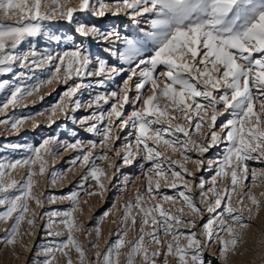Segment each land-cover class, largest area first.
I'll use <instances>...</instances> for the list:
<instances>
[{"label": "snow or ice", "instance_id": "obj_1", "mask_svg": "<svg viewBox=\"0 0 264 264\" xmlns=\"http://www.w3.org/2000/svg\"><path fill=\"white\" fill-rule=\"evenodd\" d=\"M68 5L69 0H51V4L46 0H0V18L11 21L0 22V75L11 73L16 62L21 68L29 64L37 68L45 64L54 65L47 80L31 86L0 80V92L6 88L10 90L6 102L0 105V112L9 106L14 108L25 97L39 91L42 85L54 81L67 84L75 77L102 76L110 80L122 72L128 75L119 92L97 94L88 104L90 108L93 105L99 107L101 101L108 104L110 96L114 102L107 113L93 112L81 121L88 125L85 129L87 132L102 137L99 143L103 155L94 156L92 149L97 147L95 141H89L85 148L79 140L66 143L60 142L57 137H49L39 147L28 146L30 155L26 158L0 163V193L3 194L0 196V206L5 209L0 211V221L13 220L10 229L6 230V242L9 245L17 243L22 222L26 221L29 229L35 226V220L25 215L30 212L29 199L38 206L43 205L32 193L37 184L33 178L44 174L46 157L55 155L51 145L58 144L65 150L80 151L81 155L76 156L72 163L85 165L88 175L101 189L104 186L100 177L107 176V173L96 165V161H110L108 167L116 168L109 152L115 151V156L121 158L125 165L141 156L145 162L151 163V168L143 173L147 180L144 186L147 195L137 189L134 200L129 198L122 205L120 220L124 230L117 233L118 238L103 254L96 253L97 257L102 256V264H121V255L125 257L124 264H134L137 257L142 258L144 264H159L158 257H163V264H168V257L173 258L174 264H205L202 253L213 240L219 241L220 255L226 260V253L234 250L240 240L237 228L242 230L248 227L243 223L241 213L246 210L249 218H254L261 203L252 193H244L239 197V208L233 207L230 201L237 189L245 186L249 175L254 184L257 182L258 175L255 170L249 171L247 162L264 161V0H116L115 4L100 0L98 7L91 5L90 0H79L78 8ZM89 9L100 16L106 11L116 14L122 9L131 10L129 14L137 26L139 21L136 17L152 14L148 28L139 29L140 38L122 37L116 31L104 33L94 25L78 24L76 27L77 33L86 38L91 36L105 42H122L123 48H109L106 51L117 58L121 65H127V68L110 66L106 60L97 58L95 69L90 70L93 59L79 45L74 50L46 54L39 59H36L38 54L35 49L16 52L26 38L42 34V21L56 17L71 21L77 10ZM149 43L151 54L144 57L142 50ZM161 66L164 70L157 72ZM24 75L21 72L17 77ZM137 77L138 82L134 85L130 83ZM98 83L103 85L104 80ZM81 87L80 83L67 87L61 101L52 107L47 116L50 122H54L52 118L58 114L67 116L69 110L80 108V102L74 97ZM133 87L135 97L130 96ZM145 91L150 94L145 95ZM129 103L133 105V110L124 118V107ZM228 112L231 118L221 124L217 131L218 117ZM30 119L32 117L0 120V124L10 125L18 131L24 121ZM177 120L183 123H173ZM89 121L95 123L89 124ZM101 123L104 124L102 131L97 127ZM129 126L132 131L128 137L134 136V140L129 141L125 137L122 151L115 149L116 142L120 140L116 129L124 131ZM176 133H182L185 139L181 141ZM194 134L202 138L203 142L193 139ZM221 143H226V146L222 156L215 162L211 186L205 189L204 180L198 185L204 210L216 214L217 209H221L220 213L211 216L202 225V241L192 229L197 226L195 217L202 218L203 210L186 194L193 188L189 187L191 182L185 180V176L191 177L193 173L185 165L190 162L199 170L203 161L193 160L187 153L195 151L202 155ZM10 147L15 149L21 146ZM161 147L164 151L170 149L173 153L179 152L184 163L165 156ZM33 165H38L37 171H33ZM21 168H27L21 181L11 179V173ZM209 168H212L211 164ZM260 175H264V172ZM53 177L52 183L60 178L55 173ZM87 178L85 176L83 180ZM225 179L227 183L221 190L218 184ZM178 180L183 181L186 191H180L177 197L161 193L162 183L176 188ZM123 183L127 185V177ZM10 190L15 192L10 194ZM95 194L87 193L89 196ZM79 196L80 193L74 191L62 198L72 202L71 209L48 214L49 228L57 222L53 218L62 217L59 223L66 230L67 238L43 250L47 257L43 264H55L57 252L67 258V264H73L69 256L72 250L77 253L76 264H91L84 247L74 235L82 230L73 215L74 212L82 211L79 208ZM261 196L264 197V192ZM51 199L55 202L56 198ZM245 199L252 207L244 205ZM152 201H172L174 205L181 203L182 207L165 209L162 203ZM177 212L180 215H176ZM185 214L192 219H183ZM31 215L34 217L36 214ZM108 215V212L104 213V216ZM138 219L140 235L126 239L129 228L134 227ZM185 224L188 226L187 232L181 229V225ZM221 232L226 233V236H221ZM161 234L164 239H161ZM48 235L60 236L61 231H49ZM96 235H100L99 227ZM146 237L156 246L151 251ZM96 246L93 244V247ZM124 248L128 249L127 252H122Z\"/></svg>", "mask_w": 264, "mask_h": 264}, {"label": "rangeland", "instance_id": "obj_2", "mask_svg": "<svg viewBox=\"0 0 264 264\" xmlns=\"http://www.w3.org/2000/svg\"><path fill=\"white\" fill-rule=\"evenodd\" d=\"M51 4V0H46ZM100 0H90V4L98 7ZM106 4H115L116 0H103ZM79 0H69L68 6H75L78 8ZM131 10L122 9L119 13L113 14L112 11H106L103 16L97 15L92 9L86 11L77 10L71 21L67 19H60L59 17L51 20L42 21V34L34 38H26L16 49L17 53H23L32 49L37 52L36 59L46 55L45 46L51 48L50 54H57L63 51L74 50L77 45L83 48L87 54L93 59V64L90 65V70H94L96 67L95 61L97 58L104 59L108 64L115 65L117 67L127 68V65H121L120 61L112 57L106 49L115 48L121 49L124 47L123 43L116 41L105 42L99 38H93L91 36H81L76 31L78 24H84L86 26H96L101 32L107 33L110 31L119 32L120 35L140 38V28H148V21L152 18V14H145L143 16L136 17L139 21V25L133 24V18L129 14ZM0 22L11 23L6 18H0ZM47 33V35H44ZM54 37V39H52ZM115 38L113 37L112 40ZM26 42V43H25ZM143 43V41H141ZM62 48V49H61ZM144 57L151 54V44L143 49ZM259 55V54H256ZM54 65H42L40 67H34L29 64L28 67L21 68L19 62L13 65V71L4 75H0V80H8L10 83H22L27 86L36 84L38 81L47 80L53 71ZM163 67H159L157 72L163 71ZM23 72V77H17L18 73ZM128 73L122 72L119 76L113 79H104L102 76H84L75 77L73 80L68 81L67 84L53 82L51 84L42 85L39 91L34 92L32 96H27L25 99L14 108L9 106L4 112H0V120H15L16 118L32 117L30 120H25L19 130H13L10 125L0 124V163H7L16 159L26 158L30 153L28 152V146L39 147V145L49 137H57L60 142L75 143L79 140L83 146L87 148L89 141H95L97 147L92 149L94 156L103 155L104 153L100 147V140L102 137L96 133H89L85 129L87 124L82 123V118L91 115L93 112L99 113L101 111L107 113L111 108L112 101L109 96V103L104 104L100 102V106L93 105L88 107L91 99L97 94H110L113 91L119 92L120 87L123 85V81L127 78ZM104 80L103 85L98 82ZM138 82V77L130 83L134 85ZM76 83H80L82 87L77 91L74 100L80 102V108L75 111H68L67 116L58 114L54 116L50 122L47 119L52 107L61 101L62 93L69 86H74ZM145 95L150 93L145 91ZM10 90L5 89L0 92V105L6 102ZM130 96L135 97L136 91L133 87L130 92ZM199 99V98H198ZM202 103H206L201 101ZM68 103H72L68 101ZM133 110L131 103L126 104L124 107V118ZM42 114V115H41ZM231 118V113H225L218 117L216 121V130H219V126L226 120ZM95 123V121H89V124ZM173 123H183V121H174ZM185 127H188L186 124ZM98 129L103 130L104 124H98ZM120 140L115 144V149L121 150V146L125 143V137H128V133L132 131L129 126L124 131H118ZM176 137H179L181 141L185 139L182 133H176ZM193 139L197 142H203L202 138L193 135ZM129 141L134 140V136L128 137ZM11 145H20L19 148H12ZM134 146V145H133ZM226 143L213 146L204 154L198 152H189V155L193 160H202L203 166L197 170L196 166L192 163H187L185 167L193 173L191 177L185 176V180L190 181L189 187L193 188V191L186 194L191 196L195 203L200 207L202 211V218L195 217L196 228L192 231L197 232L198 237L203 241L201 234L202 225L207 220L218 213L221 209H217L216 214H210L204 210V205L201 204V199L198 187L199 182L204 180L205 189L210 187V181L212 176L215 175V162L223 154V149ZM55 155L46 157L45 171L42 176H35L33 179L37 181V184L33 187L32 193L37 196L42 202V206H38L32 199L28 200L30 212L26 213L27 218H33L35 220V226L29 229L26 221L22 222L19 228V237L17 243L9 245L6 242L7 231L10 229L13 222L9 219L7 222L0 221V264H43V261L47 258L43 251L46 247L55 246L60 242L66 240L67 232L64 230L63 225L59 223L62 217H55L57 222L48 227L50 216L48 214L52 212H64L72 207V202L68 199H62L67 197L72 192L80 193L79 196V208L82 211L74 212L77 223L81 225V232L74 235L84 247L86 257L91 261V264H102V256L97 257L96 253L103 254L106 249L111 246L118 238L117 233L124 230V226L121 223L120 217L123 212L122 205L129 199L135 198L137 189L144 195L147 193L144 190V186L147 182L143 173L151 168V163L145 162L141 157H137L132 163L125 165L121 158L115 156V151L109 152L111 162L116 165V168H109L108 163L110 161H96V165L102 168L107 176H101L100 181L103 184V189L98 187L95 180L87 173V168L80 162L73 164V159L81 155L80 151L67 149L60 147L58 144H52ZM161 151L164 148L161 147ZM164 155L175 160H179L184 163L183 156L177 152L173 153L170 149L164 151ZM212 168H209V165ZM249 171L255 170L258 179L254 184L251 175L245 181V186L237 189V192L230 201L233 207L239 208L237 200L244 193H252L257 199L261 201L258 212L255 213L254 218H249V213L245 210L242 214L243 223L248 225L245 229L237 228V232L240 235V240L235 245L234 250L226 253L227 259L221 257L219 248L220 244L218 240H213L210 245L206 247L202 253V258L205 264H264V197L261 193L264 192V175H260L264 172V161L250 160L247 162ZM175 167V166H173ZM38 170V165H33V171ZM179 171V168H176ZM27 168H21L11 173V179L21 181L25 176ZM53 173L57 174L59 179L56 183H52ZM87 176V180H83V177ZM125 177L128 179L127 185L123 183ZM227 180H221L218 187L223 190ZM83 185V187H81ZM180 191H186L183 187V181H177L176 188H170L163 183L161 184V193L169 196L177 197ZM15 190H10V194ZM88 192L96 193L89 196ZM3 194L0 193V196ZM55 197V202L52 199ZM153 203L160 202L165 209L168 208H180L181 203H175L172 201H152ZM115 205V207H113ZM244 205L246 207H252L251 203L245 199ZM4 207L0 206V211H4ZM187 211V210H186ZM108 212V216H104V213ZM31 213L36 215L33 217ZM180 215V213H175ZM15 216V214H13ZM227 218V217H226ZM186 221L192 219L187 214L183 216ZM231 223V220H228ZM99 227L100 235L97 237L96 229ZM181 229L185 232L188 231V226L181 225ZM150 230V229H149ZM31 232L29 235L28 232ZM49 231H61L60 236H49ZM140 235L139 233V219L134 227L129 228L128 236L126 239H134ZM221 236H226V233L221 232ZM161 239H164L161 234ZM146 242L149 244V250L151 251L156 246L150 242L146 237ZM93 244L97 245L93 247ZM127 248L122 249V252H127ZM55 264H67V258L62 253L57 252ZM73 260V264L77 262V253L75 250L69 252ZM159 264H163V257L157 258ZM125 257L121 255V264H124ZM134 264H144L142 258L137 257ZM168 264H174L173 258L168 257Z\"/></svg>", "mask_w": 264, "mask_h": 264}, {"label": "bare ground", "instance_id": "obj_3", "mask_svg": "<svg viewBox=\"0 0 264 264\" xmlns=\"http://www.w3.org/2000/svg\"><path fill=\"white\" fill-rule=\"evenodd\" d=\"M26 43V42H25ZM45 53L50 54L51 53V48L49 46H45ZM62 49V48H61Z\"/></svg>", "mask_w": 264, "mask_h": 264}]
</instances>
